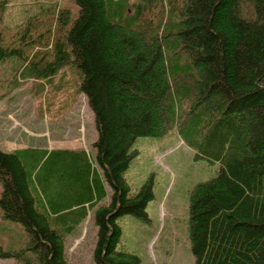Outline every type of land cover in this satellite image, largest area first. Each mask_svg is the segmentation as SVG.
<instances>
[{
    "label": "trees",
    "instance_id": "1",
    "mask_svg": "<svg viewBox=\"0 0 264 264\" xmlns=\"http://www.w3.org/2000/svg\"><path fill=\"white\" fill-rule=\"evenodd\" d=\"M75 2L73 17L61 0H0V61L43 53L34 75L47 80L81 69L111 199L101 202L105 186L82 152L0 148L3 217L28 232L20 249L0 243V259L29 264L31 253L39 264H70L65 232L93 206L95 264H141L122 247L118 222H149L155 197L153 175L135 191L127 179L134 143L176 129L195 159L220 163L189 195L195 264H264V0H111L135 6L126 23L109 16V0Z\"/></svg>",
    "mask_w": 264,
    "mask_h": 264
},
{
    "label": "rangeland",
    "instance_id": "2",
    "mask_svg": "<svg viewBox=\"0 0 264 264\" xmlns=\"http://www.w3.org/2000/svg\"><path fill=\"white\" fill-rule=\"evenodd\" d=\"M135 1L132 0V4ZM61 4L72 10L73 17L77 15L75 0H61ZM108 12L113 20L126 23V14L134 15L136 9L132 5L128 12L124 6L120 10L109 0ZM131 24L139 26L142 23L133 20ZM61 37L66 38L64 33ZM170 42L164 46L168 55L171 53ZM42 55L38 53L34 60L13 55L0 61V148L13 151L25 145L37 154L39 152L38 157H43L52 146L61 143L72 149L81 146L92 153L95 164L100 166L94 144L98 138L94 113L86 93L79 89L83 76L81 69L68 67L69 74L60 69L53 80L36 77L34 74L41 68L43 60L37 64L33 62ZM175 65L172 64L171 70ZM134 147L140 153L131 162L127 179L135 191L153 175L155 197L147 206L149 222L133 214L118 219L124 232L122 247L138 254L141 264H195L189 237V195L195 184L216 175L220 163L195 159L196 151L186 144L176 129L159 137L140 136ZM44 169L45 165L42 171ZM105 183L107 195L102 202H108L112 194L111 185L107 180ZM2 190L0 182V197ZM78 222L73 230L65 232L67 259L70 264H95L93 249L97 227L94 207L89 206L88 214ZM27 239L24 225L3 217L0 204V243L7 249L16 250L24 247ZM28 255L31 257L29 264H39L33 254ZM1 260L3 264H24L16 258Z\"/></svg>",
    "mask_w": 264,
    "mask_h": 264
},
{
    "label": "crops",
    "instance_id": "3",
    "mask_svg": "<svg viewBox=\"0 0 264 264\" xmlns=\"http://www.w3.org/2000/svg\"><path fill=\"white\" fill-rule=\"evenodd\" d=\"M25 148V145L24 146H18L16 147L13 151H19L20 149H24ZM26 149V148H25ZM52 149H57V150H75L77 152H82L84 155H86L87 157H89L91 160H92V166L94 167V169H96V171L99 172V175H100V181L102 182L103 186H105V189H106V183H105V180L103 178V169L98 165L95 164V161L93 159V156H92V153L90 152H87V150H85L84 148H81V146H76V149H72V146H69V145H66L64 143H61L59 145H56V146H52ZM73 151V152H75ZM106 192H107V189H106ZM95 201V200H93ZM102 202V200H101ZM3 260L0 259V264H3L2 263Z\"/></svg>",
    "mask_w": 264,
    "mask_h": 264
}]
</instances>
